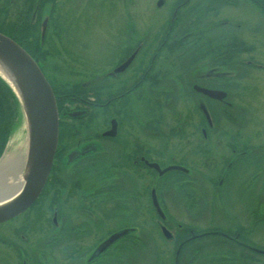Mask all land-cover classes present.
Returning <instances> with one entry per match:
<instances>
[{
    "label": "flooded vegetation",
    "instance_id": "af4514ba",
    "mask_svg": "<svg viewBox=\"0 0 264 264\" xmlns=\"http://www.w3.org/2000/svg\"><path fill=\"white\" fill-rule=\"evenodd\" d=\"M118 4L125 10L120 28L112 30L115 60L60 90L44 73L45 41L51 40L47 51L65 49L67 20L80 18L87 25L110 20V10ZM149 5L134 0H0V34L30 53L56 107L70 102L82 106L65 113L72 122L65 127V141L57 137L38 196L25 211L0 223V244L13 253V264H80L94 253L99 256L87 264H117L118 255L134 254L136 237L129 230L149 225L150 208L159 238L171 241L165 204L159 196V208L153 200L148 203L154 195L149 178L170 166L178 167L180 175L194 171L202 179L214 173L218 180L211 179L215 187L209 189L223 185L229 206L233 202L237 211H249L252 222H233L231 232L187 229L174 251L179 248L180 253L190 240L200 243L202 236H210L212 244L220 237L219 244L234 256L226 264L239 259L240 264H264V0H156L153 8L165 10L163 20L155 16L149 27L145 23L138 28L132 22L134 7L143 8L146 19L152 17ZM99 6L105 7V18L99 17ZM182 35L196 43L191 53L184 38L174 41ZM171 49L174 60L156 59ZM177 49L184 54L177 55ZM251 74L254 83L246 86ZM94 114L98 123L92 122ZM229 187L239 188L238 200ZM135 199L142 203L134 204ZM141 212L146 214L143 220ZM198 215L194 211L191 221L198 222ZM143 245L164 264L167 255L155 247L154 236ZM2 264L11 263L4 259Z\"/></svg>",
    "mask_w": 264,
    "mask_h": 264
},
{
    "label": "rangeland",
    "instance_id": "374dc122",
    "mask_svg": "<svg viewBox=\"0 0 264 264\" xmlns=\"http://www.w3.org/2000/svg\"><path fill=\"white\" fill-rule=\"evenodd\" d=\"M135 3L139 1L140 3H144L145 1L150 2V5L148 6V10L151 13L150 18H145L143 15V8H138L137 6L134 7V18L132 19V22L134 25L138 26V28H141L142 26L148 25V23L152 22L157 16L158 22L162 21L161 15L163 14L165 10H155L153 8L154 2L156 0H134ZM153 1V4L151 5ZM125 8L122 7V5L118 4L113 9L110 10L112 15L108 17L110 20L107 19H101L100 21H91V25L85 22L84 19H69L67 20L66 24V30L65 32V49L61 48H55V49H48L49 43H51L50 38L45 41V46L42 50L43 54L45 55L44 63L46 64V67H44V73L46 77H50L51 81H53L57 86H59V89L61 90L64 88V86L68 85H76L78 82H81V80H84L87 77L96 74V72H99L103 69V66H109L112 64L113 60H115V46H114V35L112 34L113 29L120 28V24L122 22L124 15ZM98 14L100 18H105V7L99 6ZM78 11L75 10V17H78ZM70 17H72L70 15ZM154 17V18H153ZM119 19L118 21L112 19ZM89 21V20H88ZM87 21V22H88ZM157 21V20H156ZM170 22V21H169ZM174 21L172 20V27H173ZM144 26V27H145ZM177 27V26H176ZM86 28V29H84ZM186 36H176L174 41L179 40L180 38H184V46L185 48L188 47L187 53H191L193 51L192 49L195 48L194 45L196 43L194 40L189 39V37L185 38ZM191 40V42H190ZM179 42V41H177ZM176 43L172 42L171 44ZM190 43L192 45H190ZM170 44V45H171ZM47 47V48H46ZM169 47V46H168ZM177 48V47H173ZM184 48V49H185ZM141 49V48H139ZM168 49V48H167ZM184 49L179 50L177 49L176 54H184ZM169 51H172L169 53ZM167 52L162 53L160 57H156V59H160L162 63H165L166 60H174L175 52L171 50H167ZM114 53V54H113ZM113 54V55H112ZM169 55L167 58H163L165 55ZM163 60V61H162ZM253 75L251 74L246 77L245 82L248 83L246 86L249 85L250 81L253 80ZM249 77V78H248ZM169 81H165L164 84L168 83ZM253 82V81H252ZM254 83V82H253ZM252 88V87H251ZM13 95V93H12ZM17 109H16V116L14 119H12V123H8V125L11 126L10 132L7 136V140L4 144L3 150L0 154V160L3 158L4 154H10L14 153L15 155H19L22 158V161L20 163V166L18 168V174L21 178L24 174L25 165H26V156H27V124L24 115L19 110V104L13 95ZM253 101L256 102V105H259L261 103V99L259 98L258 94H255L253 97ZM67 102V101H66ZM70 102V101H68ZM82 109V106L79 104L74 103H66L62 107H57V113H58V140L63 139L65 141V127L67 128V125L70 124V121L67 117H65L66 112H72L73 110ZM20 111V112H19ZM96 115V114H94ZM93 115V116H94ZM98 116L96 115V118L92 119L93 123H98L99 120H97ZM100 119L104 118L99 117ZM101 119V120H102ZM101 122V121H100ZM74 123V122H73ZM60 133V136H59ZM62 133V134H61ZM175 170H178V167L176 166H170L161 173V176H155L149 178V192L154 193L153 197L149 198L148 203L155 205V207H158V196L161 198V201L166 206L165 216L169 217L171 219V226L169 233L173 238L171 241H165L164 239L159 238L162 237L158 227H155L154 225V215L152 214L153 211L150 210V216L151 220L149 225L136 228L133 230H129L128 234H132L136 237L134 239V243L132 245L134 254L131 256L125 257L123 255H118V263L117 264H161V260H154L152 255L150 253V250L143 245V241L148 236H154L155 241V247L163 251L165 255H167L166 259H164V264H168V262H171L172 257L174 259L172 264H177V259L179 257L180 253H183L185 250L193 251L191 255H188V251L186 253H183V255H180V259H182V262L179 261L178 264H211L212 262L214 264H226L227 259H233L234 256L229 252L231 249L222 245L219 241L217 243H211V237L210 236H202L201 242H197L196 240H190L186 243L191 242L192 246L190 247L189 244L186 243L182 245L184 247L180 253L179 248L174 251L173 245L177 242L178 238L180 236L184 235V231L186 232L187 229H198V230H205L207 229H219L221 231H227L231 232L232 228L235 227L234 223H242V225L248 226L251 225L252 222L248 221L249 211L241 209L240 211H237L236 206L233 205L229 206L230 202L228 203L227 199L223 195L221 189L223 185H219L217 189L210 190V186L213 183H210V180L213 179L214 182L218 180V177H214V173H211L209 171L210 176L208 178L202 179L201 176L195 174L194 171L187 172L189 176L180 175ZM164 173V174H163ZM223 174V172H222ZM219 173V183L222 182L223 175ZM191 175V176H190ZM179 177V180L177 181V178ZM8 178L5 174L0 177V193L5 191L9 185L12 184V180L6 179ZM236 181V180H234ZM15 185H18V181H15ZM215 187V185L213 184ZM10 187V186H9ZM97 187V186H96ZM93 186L90 189V193H92L95 188ZM4 189V190H3ZM232 188H228V192H230V195L237 197L240 196L239 188H236L235 190L231 191ZM207 191H209L207 193ZM148 192V193H149ZM156 199V200H155ZM226 199V201H225ZM142 199L134 200V204L140 205ZM178 202L179 204H184L185 209L181 207H177L174 203ZM145 201H143L144 203ZM187 205V206H186ZM239 207V206H238ZM159 208V207H158ZM141 210V208H140ZM231 210L232 212H229ZM196 212L198 217V222H194L191 220H194L193 212ZM237 211V212H236ZM33 213H30L29 216H32ZM146 214L144 212H141L140 219L143 220L145 218ZM244 216V218H243ZM254 217V213H253ZM162 219H165L163 213H162ZM182 225V230H178L176 224ZM139 227V226H138ZM4 228V227H3ZM2 229V228H0ZM7 228H4L6 230ZM150 234V235H149ZM208 235V234H207ZM141 239V240H139ZM198 245V246H197ZM197 246V247H196ZM180 247V248H182ZM196 247V248H195ZM195 249V250H193ZM148 253H146V252ZM174 253V254H173ZM11 250L6 249L0 244V264L3 263L4 259H7L11 264L14 263L12 260ZM130 255V254H129ZM99 255L97 253H94L92 257H88L81 260L80 264H87L88 262L94 261L95 258H97ZM162 258H164L162 256ZM115 260V259H114ZM113 260V261H114ZM241 259L238 261H233L232 264H240ZM244 264V263H243Z\"/></svg>",
    "mask_w": 264,
    "mask_h": 264
},
{
    "label": "water",
    "instance_id": "95a60500",
    "mask_svg": "<svg viewBox=\"0 0 264 264\" xmlns=\"http://www.w3.org/2000/svg\"><path fill=\"white\" fill-rule=\"evenodd\" d=\"M0 79L19 104V110L26 120L28 136L21 183L0 193L1 223L25 211L40 193L57 145L58 114L51 87L37 64L20 46L2 34ZM162 232L166 238L170 237L164 228ZM116 237V234L112 235L102 247Z\"/></svg>",
    "mask_w": 264,
    "mask_h": 264
},
{
    "label": "trees",
    "instance_id": "16d2710c",
    "mask_svg": "<svg viewBox=\"0 0 264 264\" xmlns=\"http://www.w3.org/2000/svg\"><path fill=\"white\" fill-rule=\"evenodd\" d=\"M30 55V53H28ZM17 105L9 88L0 79V154L10 132L12 119L16 116Z\"/></svg>",
    "mask_w": 264,
    "mask_h": 264
},
{
    "label": "bare ground",
    "instance_id": "6f19581e",
    "mask_svg": "<svg viewBox=\"0 0 264 264\" xmlns=\"http://www.w3.org/2000/svg\"><path fill=\"white\" fill-rule=\"evenodd\" d=\"M21 161L22 158L19 155H15L14 153H6L0 160V177L5 174L8 177L6 179L12 180V184L9 185L10 187L8 186L7 189L14 188L16 186L15 181H18V184L21 183V178L18 174V168L20 166Z\"/></svg>",
    "mask_w": 264,
    "mask_h": 264
}]
</instances>
